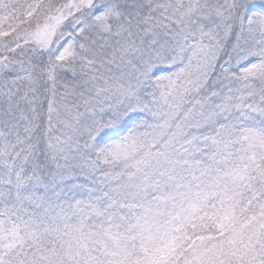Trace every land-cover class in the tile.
<instances>
[{"label":"snow or ice","instance_id":"obj_1","mask_svg":"<svg viewBox=\"0 0 264 264\" xmlns=\"http://www.w3.org/2000/svg\"><path fill=\"white\" fill-rule=\"evenodd\" d=\"M0 264H264V0H0Z\"/></svg>","mask_w":264,"mask_h":264}]
</instances>
